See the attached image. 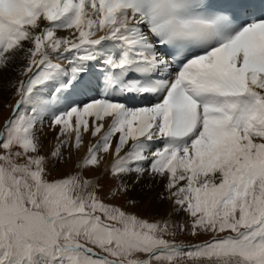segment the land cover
<instances>
[{
    "label": "snow or ice",
    "instance_id": "6c2138e0",
    "mask_svg": "<svg viewBox=\"0 0 264 264\" xmlns=\"http://www.w3.org/2000/svg\"><path fill=\"white\" fill-rule=\"evenodd\" d=\"M5 91L0 264H264V0H0Z\"/></svg>",
    "mask_w": 264,
    "mask_h": 264
},
{
    "label": "rangeland",
    "instance_id": "374dc122",
    "mask_svg": "<svg viewBox=\"0 0 264 264\" xmlns=\"http://www.w3.org/2000/svg\"><path fill=\"white\" fill-rule=\"evenodd\" d=\"M6 92V93H5ZM4 92V98L3 99H0V112H2V114H0V119H2V116L3 115H7V113H8V110L7 109H3V105L5 104V103H13L14 102V97H9V92L8 91H5ZM49 140H51V138H48ZM65 167V170H71V167H72V165L71 164H68V165H65L64 166ZM102 182H107V180L105 179V180H103ZM147 187V186H146ZM158 191H159V189H153V190H151V191H147V190H145L144 192H140V191H138L137 192V194H134V195H139V194H145L146 196H152L154 193H158ZM154 204H158V202L156 201V199L154 200V201H152ZM149 203V202H148ZM150 206L151 205H149V204H145V203H141V207H140V209L138 210L139 211V214L140 215H151L154 211H157V210H155L154 208H153V210L151 209L150 210ZM164 211V210H163ZM163 211L162 212H160L161 214L163 213ZM179 239H184L185 240V242H187V240L188 239H190V238H185V237H183V236H181V237H178V240Z\"/></svg>",
    "mask_w": 264,
    "mask_h": 264
},
{
    "label": "bare ground",
    "instance_id": "6f19581e",
    "mask_svg": "<svg viewBox=\"0 0 264 264\" xmlns=\"http://www.w3.org/2000/svg\"><path fill=\"white\" fill-rule=\"evenodd\" d=\"M7 75V74H6ZM6 93V92H5ZM10 97V96H9ZM52 137V134H49V136H48V138H51ZM139 191V189L137 190V192ZM135 194H137V193H135ZM140 198H141V200H142V204L143 203H145V204H149V205H151L150 206V210L152 209L153 210V208L155 209V210H157V211H159V212H162L167 206L166 205H164V206H160L159 204H154L152 201H154L155 199H156V196H157V194L156 193H154L152 196H146L145 194H139L138 195ZM149 202V203H148Z\"/></svg>",
    "mask_w": 264,
    "mask_h": 264
}]
</instances>
